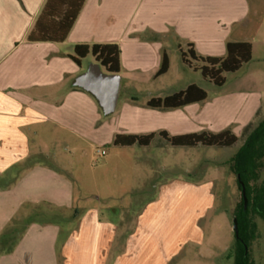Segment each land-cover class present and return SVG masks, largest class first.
Listing matches in <instances>:
<instances>
[{"label":"crops","instance_id":"obj_1","mask_svg":"<svg viewBox=\"0 0 264 264\" xmlns=\"http://www.w3.org/2000/svg\"><path fill=\"white\" fill-rule=\"evenodd\" d=\"M46 1L0 0V240L16 234L0 244V264H166L185 244L199 251L202 221L215 204L212 185L163 184L132 216L109 202V190L92 185V176L77 179L47 143L75 150L116 146L118 135L220 133L233 125L244 132L264 108V74L251 72L258 48L264 51V0H86L64 42H29ZM230 42L252 45L245 79L256 89L213 99L207 93L177 109L147 106L190 85L204 90L193 80L174 87L164 79L173 54L185 67L181 53L190 46L201 57H224ZM94 44L120 49L122 123L112 129L95 98L74 86L97 63L88 55L77 64L74 49ZM164 54L169 70L157 77ZM237 103L242 110L224 124L223 109ZM51 157L56 165L44 161Z\"/></svg>","mask_w":264,"mask_h":264},{"label":"rangeland","instance_id":"obj_2","mask_svg":"<svg viewBox=\"0 0 264 264\" xmlns=\"http://www.w3.org/2000/svg\"><path fill=\"white\" fill-rule=\"evenodd\" d=\"M172 56L171 73L164 79L174 87L193 80L199 83L212 99L226 97L238 90L257 88L252 84L249 85L245 79L249 76V68L247 69L248 66L245 64L235 73H225L224 85L216 86L210 80L205 79L199 71L195 72L189 67H184L177 54ZM91 57L89 56L84 63L87 64ZM252 65L251 72L264 74V51L260 48L257 50ZM234 106L228 110L223 109L227 115L224 124L231 122L242 110L241 103L234 104ZM119 112L120 108L110 116H105L101 112V122L107 123L111 129L119 126L121 122L117 120ZM263 117L264 108L249 125L250 129L255 128ZM246 129L244 132H239L236 126L231 127L230 130H235L238 136L237 143L232 147L201 145L190 148L174 147L158 133H155V138L148 147L139 145L120 147L112 143H95L73 150L66 149L63 143H47V145L49 152L54 154L57 160L68 163L77 179L83 178L84 180L92 176L94 178L92 185L103 186L104 190H109V202L119 209L125 206L132 214L136 213L132 215L136 217L148 202L156 200L163 184L169 183L176 187L174 182L182 180L199 186L212 185L215 204L202 221L200 232L203 243L199 251L196 250L195 245L185 244L181 247L182 255L170 259L166 264H233L232 250L236 243L233 231L234 211L241 201L242 193L238 189L236 176L230 170V160L243 145L248 132ZM61 141H64L63 138ZM44 161L56 165L52 157ZM262 178L264 179V172ZM131 191H139V196L131 195ZM123 192L125 196L117 197ZM192 207L191 201L190 208ZM255 221L258 225V233L256 240L252 243L251 252L256 264H264V223L258 218ZM188 228L189 232L193 231L191 226ZM198 255L200 256L197 257Z\"/></svg>","mask_w":264,"mask_h":264},{"label":"trees","instance_id":"obj_3","mask_svg":"<svg viewBox=\"0 0 264 264\" xmlns=\"http://www.w3.org/2000/svg\"><path fill=\"white\" fill-rule=\"evenodd\" d=\"M86 0H47L35 25L29 33V42H64L77 17L79 16ZM73 60L79 64L88 55H92L105 72L119 74L120 49L116 44L77 45L74 49ZM252 45L248 42H230L227 44L224 57L198 56L192 46L187 52L181 53L183 63L189 68L199 71L201 75L213 82L216 86H223L225 73H235L252 59ZM193 62L200 63L194 65ZM169 70V58L163 56L161 67L157 77L164 75ZM207 92L196 85H190L185 90L164 97L153 98L147 106L156 109H177L207 99ZM246 129V138L243 145L230 160V170L236 176L238 189L242 193L241 184L245 187L247 206L244 198L234 211V217L238 220L239 239L232 250L233 264H256L252 256L251 246L257 238L258 225L256 218L264 223V117L258 125ZM160 136L174 147H232L238 141L236 135L226 130L220 133L202 132L180 136H171L166 132ZM155 134L149 135H118L114 144L121 147L139 145L147 147L151 144ZM15 232L0 240L5 245L6 240L15 239Z\"/></svg>","mask_w":264,"mask_h":264},{"label":"water","instance_id":"obj_4","mask_svg":"<svg viewBox=\"0 0 264 264\" xmlns=\"http://www.w3.org/2000/svg\"><path fill=\"white\" fill-rule=\"evenodd\" d=\"M102 68L99 63L89 64L87 70L76 78L74 86L90 93L98 102L103 114L110 116L116 111L121 77L119 74L104 72ZM241 189L246 208L247 197L243 184H241ZM233 223L235 238L239 239L238 220L236 217H234Z\"/></svg>","mask_w":264,"mask_h":264},{"label":"built area","instance_id":"obj_5","mask_svg":"<svg viewBox=\"0 0 264 264\" xmlns=\"http://www.w3.org/2000/svg\"><path fill=\"white\" fill-rule=\"evenodd\" d=\"M104 154V152H102Z\"/></svg>","mask_w":264,"mask_h":264}]
</instances>
